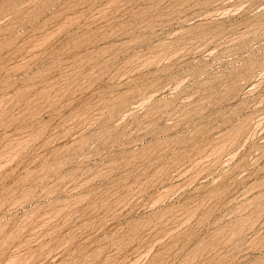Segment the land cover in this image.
<instances>
[{"label":"rangeland","instance_id":"rangeland-1","mask_svg":"<svg viewBox=\"0 0 264 264\" xmlns=\"http://www.w3.org/2000/svg\"><path fill=\"white\" fill-rule=\"evenodd\" d=\"M0 264H264V0H0Z\"/></svg>","mask_w":264,"mask_h":264}]
</instances>
